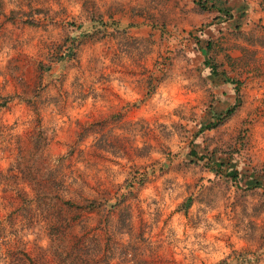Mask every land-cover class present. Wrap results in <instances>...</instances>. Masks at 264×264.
I'll use <instances>...</instances> for the list:
<instances>
[{"label":"rangeland","instance_id":"rangeland-1","mask_svg":"<svg viewBox=\"0 0 264 264\" xmlns=\"http://www.w3.org/2000/svg\"><path fill=\"white\" fill-rule=\"evenodd\" d=\"M213 1L0 0V253L264 264V0H218L221 11ZM92 5L101 31L84 23ZM31 7L36 25L17 13ZM237 95L229 119L199 131ZM144 169L129 193L124 182ZM116 191L126 193L116 205L84 201Z\"/></svg>","mask_w":264,"mask_h":264},{"label":"trees","instance_id":"trees-1","mask_svg":"<svg viewBox=\"0 0 264 264\" xmlns=\"http://www.w3.org/2000/svg\"><path fill=\"white\" fill-rule=\"evenodd\" d=\"M208 0H199V3H200V6L203 7V8H207L206 4H207ZM216 2H218V0L216 1H213L211 3L210 6L213 7V9H216L217 11H221L223 10V8L219 5H216ZM83 4H87V1H84ZM88 5V4H87ZM93 7H89L87 8V12H88V16H89V19L88 21H85L84 23L87 24V25H90V24H94L96 26V23H97V30L98 31H101L102 28L101 27H104L105 23L103 21H101V17L99 15V10L97 8H95L94 5H92ZM11 12H14V10H10ZM42 11L40 9H37L36 7H31L29 11H24L22 9H19V11H17L20 19H21V22L24 23V24H30V25H36L37 21H38V18L37 16L41 13ZM50 20H53V17H49ZM55 18V17H54ZM82 23V25L84 24ZM96 30V29H95ZM96 30V31H97ZM204 30L203 29H199L196 33V36H194V45L197 47H199V40H200V37L204 35ZM190 34V32H189ZM69 40V38H68ZM71 41V43L69 44L70 46H72V48L76 47V43L74 40H69ZM212 44V41L211 39H207V43H206V46H205V49L208 48L210 45ZM71 48V49H72ZM203 48H197V51L198 52H203L202 51ZM191 52H194V51H191ZM65 53H68V55H72L71 52H68V51H64L63 52V55ZM62 55V56H63ZM202 64L204 66V69H206L208 72L210 73H214V74H218V71H217V65L216 63H214L212 57L208 56L207 53H204V58H203V61H202ZM231 83L234 84V88L235 90L238 91V86H239V83L237 81H231ZM238 94V93H237ZM238 95H237V101H235V103L226 108V110L224 111L223 114L219 115L216 117H214V119H211L208 123L206 124H202L200 126H198V129L199 131L200 130H205V129H211V128H216L218 127L222 122H224L225 120L229 119L236 111L237 109V106L239 105L238 104ZM193 128H195L194 125H192ZM201 131V132H202ZM192 152V150H191ZM200 159L201 158H205L206 155H200ZM173 157V153H169V158H172ZM229 169H227L228 171H226V177L230 178L232 184H234L235 186H240V172L238 169H235L234 167L232 166H229L228 167ZM2 175V174H1ZM3 176V175H2ZM150 176V171L148 169H144L142 172H133L129 179H127L124 184H127L129 186V193H134L136 190H134L135 188V184H137L138 186H142L144 184V182H146L148 180ZM5 178L2 179V177L0 178V183H4L5 185H9V183H7L6 181H4ZM251 183L250 184H253V185H250V186H255V187H259V185H261L257 179H251ZM101 194V195H100ZM100 195V196H99ZM126 193L122 192V191H116L114 193V195L110 196L109 193H106V192H103V193H99L96 195L93 196V198H84V201H89L91 202V207H95V208H100V206L102 204H108L110 203L111 201L110 200H115L114 203H110L111 205H116V204H119L123 198L125 197ZM99 196V197H98ZM191 199H192V196L190 197H187L186 198V203L184 205V208H186L190 202H191ZM241 259V261H230V260H222L220 262H218L217 264H242V263H249L250 262V259H247V255L246 254H239L238 255ZM26 260H31V257L28 255V253L21 247H15V249L13 251H5L4 253H0V261H2V264H25Z\"/></svg>","mask_w":264,"mask_h":264}]
</instances>
